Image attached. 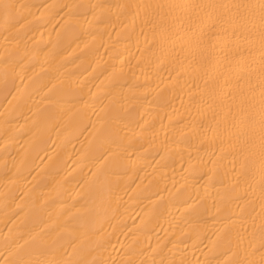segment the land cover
I'll list each match as a JSON object with an SVG mask.
<instances>
[{
	"label": "bare ground",
	"instance_id": "6f19581e",
	"mask_svg": "<svg viewBox=\"0 0 264 264\" xmlns=\"http://www.w3.org/2000/svg\"><path fill=\"white\" fill-rule=\"evenodd\" d=\"M0 264H264V0H0Z\"/></svg>",
	"mask_w": 264,
	"mask_h": 264
}]
</instances>
